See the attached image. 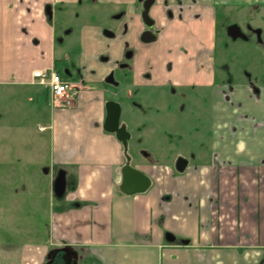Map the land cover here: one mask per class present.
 Wrapping results in <instances>:
<instances>
[{"label": "crops", "instance_id": "crops-1", "mask_svg": "<svg viewBox=\"0 0 264 264\" xmlns=\"http://www.w3.org/2000/svg\"><path fill=\"white\" fill-rule=\"evenodd\" d=\"M22 1L8 0L18 18L6 19V25L13 24L7 29L14 30V41L3 45L12 55L0 69V84L4 85L31 80L35 69H47L63 55V48L56 44L57 29L41 11L42 4L52 0L42 1L38 11L30 12L29 8H38L33 0ZM222 1L237 6L264 5V0ZM185 3L189 19L197 14L204 19L195 26L204 49L196 53L191 42L183 57L178 46L184 33L172 27L164 33L156 55L136 62L133 86L210 90L211 156L203 150L192 151L202 154H192L193 158L202 159L198 166L190 167V176L177 177L173 169L154 158L149 164L133 165L127 155L131 142L125 145L116 132L105 129V92L97 87L83 92L76 108L53 111L47 171L52 179L48 184L45 181L48 192L47 201L44 199L48 204L44 210L50 215L49 237L21 246L18 264H49L58 250L75 254L66 258L70 264H264V86L257 96L247 82L218 83L213 3ZM94 30L89 27L85 32V47L86 36ZM34 39L36 48L44 47L50 55L43 53V67L30 69L28 55L32 53L26 54L25 49ZM119 47L123 49V42ZM168 62L174 65L170 71L165 66ZM87 72L85 77L92 79ZM104 74L102 71L95 82ZM118 105L123 110L121 122L127 125L126 141H132L126 108ZM129 162L150 180L145 191L130 194L123 190V169ZM189 166L188 160L184 172ZM59 170L67 178L62 199L54 193ZM55 200L61 205L55 206ZM168 233L176 237L174 243L167 242ZM16 247L19 245L0 242V264L17 261L12 255H1L4 248Z\"/></svg>", "mask_w": 264, "mask_h": 264}, {"label": "rangeland", "instance_id": "rangeland-1", "mask_svg": "<svg viewBox=\"0 0 264 264\" xmlns=\"http://www.w3.org/2000/svg\"><path fill=\"white\" fill-rule=\"evenodd\" d=\"M11 6L13 4L9 5L8 0H0V69L3 68L2 63L7 61L8 56L12 57L3 48L4 43L7 44L14 41V30L12 28L7 29L8 26L13 27V24L6 25V19L18 18H14V7L11 8ZM226 10L227 13L232 11L233 14L239 16L246 15V7L235 9V6L229 5ZM215 15L217 16L216 13ZM231 16L233 19H230V21L239 23L241 26L243 21L252 22L256 26L259 25L263 30L264 38V8L254 11L255 19H251L253 15L246 19H235V16ZM66 17L69 18L70 16L67 15ZM220 17L221 14H218V19H213L217 28V50L214 52L216 62L220 65L224 61L233 60L234 83L247 82L246 73H249L255 81L253 87L264 86V48L255 43V41L251 43L242 41L233 43L224 31V26L228 19H219ZM108 22L110 24L114 23L112 20L109 21V19L91 18L79 19L78 21L76 19H65L62 24L58 23L56 25L60 32H63L64 29H73L69 36L71 38L65 42L68 45L64 49L65 55L58 57L59 60L56 64V70L61 76L72 80L74 79L73 71L78 70H73V63H75L74 60H79L82 55L75 59L74 57L80 52L79 49L71 48V46L82 42L89 27L93 25L97 27L102 24H108ZM28 26L29 24H26V27ZM86 38L88 39L89 35ZM91 41L92 43H89L86 48L89 59L86 66L91 71L92 79H90L86 87L78 86V90L89 91L97 87V89L105 90L107 97L121 100L124 108H126L125 115L129 120L128 127L133 131L131 146L127 152L132 164H146L147 162L149 164L147 156H144L149 153L161 165L173 169L177 177L190 176V167L198 166L202 159L201 157L193 158L192 154L198 155L201 153L192 151L203 150L204 155L206 153L211 156L212 108L210 90L201 97L203 104L200 114L189 111L183 116L180 113L183 116L181 125L183 122H185V125L177 124L176 126V124H173L175 120H172V122L170 120L169 125V114L163 112L160 115H156L155 108L151 106L154 89L140 90V88H135L132 84L133 73L131 71L120 73L121 77L124 76L125 78L122 80L124 85L118 89L93 82L107 68L104 69V66L98 64L96 56H91L95 51L96 45L93 40ZM122 42L123 44L125 43V41ZM226 45L230 46L228 51H225L224 47ZM119 46L120 43L111 46L109 44L106 45L110 49V53L114 54L113 56L119 53ZM25 51L27 52L26 54L32 53L31 56L30 54L28 55V58H30V69L43 67L41 65L43 53L50 55L49 50L46 48L37 49L33 44H30ZM96 53L99 52L96 51ZM66 56L69 59H65ZM45 62L43 61L42 63ZM78 68L80 69V67ZM225 77L223 75V78ZM47 92L44 87L32 83V79L16 84H0V242L4 244L10 242L19 245V247L13 249L4 248L5 253L1 252V255H12L15 260L19 256L21 246L25 243H37L43 237H49L50 215L47 208L44 210V207L48 206L44 202L48 192L46 185L52 179L51 174L47 173L50 167L52 148V138L48 127L52 122L53 111L60 109H55L51 105ZM113 93H118V95L114 94L112 96ZM128 96L133 97L132 102L144 104L149 111V115L139 114L140 109L137 106L134 109L131 108V98L129 99ZM174 109H177L176 105H174ZM156 118L159 126L154 124L153 120ZM143 124H145L147 129L143 132H138L137 129L143 127ZM179 158H185L190 162V166L184 173H179L176 170V163ZM45 181H47V184ZM60 202L55 200V206L61 205ZM67 251L64 252L66 256L75 255L72 251ZM54 252L56 253V251ZM13 264H18V260L14 261Z\"/></svg>", "mask_w": 264, "mask_h": 264}, {"label": "flooded vegetation", "instance_id": "flooded-vegetation-1", "mask_svg": "<svg viewBox=\"0 0 264 264\" xmlns=\"http://www.w3.org/2000/svg\"><path fill=\"white\" fill-rule=\"evenodd\" d=\"M42 1L44 0H33L32 4H35L34 6L38 8L32 7L29 8L28 11L30 12L32 9L38 11L39 4ZM211 1L213 4L210 5L212 8L214 7L215 13L217 14V16L215 15V19H218V14H221V17L219 19H228L226 20L227 23L224 26V31L226 36H228L233 43H237L239 41H242L244 43H251L255 41V43L264 48L263 30L259 25L256 26L253 25L252 22L243 21V25L241 26L239 23L230 21V19H233L231 15L235 16V19H246L253 15V18L251 17V19H255L254 11L264 8V5L237 6L231 2H224L222 0ZM186 5L187 4L185 3V0H52L47 3L44 2L41 6V11L47 21H49L51 24H54L55 28L57 29L56 44L59 47L63 48V55H65L64 49L68 47L65 42L67 41V39L71 38L69 36L71 35V31L73 29H64L63 32H60L56 26L58 23L62 24L65 19H76V21H78L79 19L91 18L109 19V21L112 20L114 22L113 24H110L108 22V24H102L97 27L91 24L94 26L91 27L96 30H94V32L92 31V33L90 34L91 38L89 35V38L87 39V45H89V43H92L91 40L96 43L94 48L95 51L92 53L91 56H96V61L98 62V64L104 66V69H108H106L104 76L96 83L100 85H109L112 88L118 89L121 88L122 85H124L122 84V80H124L125 78L124 76L121 77L120 73L123 71H131L133 73V84L134 67L136 62L142 60L143 58L151 54L156 55L163 45L162 43L164 42V33L167 30H172V27L174 26L179 27L184 33V35L180 39V44L178 46L180 53L183 57L184 55H188L191 48V42H194L195 44L194 48L197 50L196 53H198V51L202 52V50L204 49L203 42L199 38V31L197 32V29L195 30V26H198L200 22H202L204 19H199L200 17L198 16V14L196 15L197 17L189 19V15L187 12L188 8L186 7ZM229 5L235 6V9H243L246 7V15L239 16L237 14H233L232 11L227 13L226 8ZM63 13H65V16L63 15ZM67 15H69L70 17L67 18ZM191 28H194V31H191ZM258 30L261 31L260 36L258 35ZM83 40L84 39H82V42L80 44L78 43L74 46H71V48L79 49L80 52V54L74 57L75 59L76 57L82 55V57H79V60H74L75 63H73V70L78 69L75 72L73 71L74 79L70 80L64 77L65 79L72 81L74 84H76L77 90L78 86L86 87L90 81L89 78L85 77L86 70L92 78V75L90 73L91 71L89 67L86 66V63L89 59L88 53L86 51L87 46L85 47V45H83ZM122 41H125V43L123 44V49H121L116 56H113L114 54L110 53L111 51L109 48L106 47V45L109 44L111 46L115 43L119 44ZM214 42L215 52V50H217L216 38ZM37 43L38 41L34 39L33 44L37 45ZM224 48L225 51H228L230 49V46L228 47L226 45ZM96 51H98L99 53H96ZM155 57L156 56H154V58ZM65 59H69V57L66 56ZM58 60L59 58L57 60H54L51 66L55 70ZM233 65V60L224 61L220 65H218L217 63L218 83L227 84L235 82V80L233 79L235 78V73L232 70ZM165 66L167 67V70L170 71L172 70L174 65L171 62H168L167 64H165ZM78 67H80V69ZM223 75H225L226 77L223 78ZM246 75L247 83H250V88L255 92L257 96H259L258 94L260 93V89L258 87H253V84H255L253 77L249 73H246ZM145 89L150 88H140V90ZM83 92H85L83 91V89L81 91L78 90L77 103L80 95ZM104 92L106 94L108 104L111 102H117L121 105L123 104L120 99L115 100L113 98H109L107 97V92L105 90ZM153 92L154 93L152 96L151 106L155 108V114L160 115L163 112L168 113L169 125L170 120L171 122L172 120H175L173 124H176V126L177 124L181 125V119L187 112L191 111L192 113L195 112V114H200L203 104L201 97L203 94L207 93L206 90L202 89L198 90L173 85H167L161 88H154ZM114 94L118 95V93H113V95H111L114 96ZM128 98H131V108L134 109V107L137 106L140 109L139 114L145 116L149 115V111L146 109L144 104L139 102H132V96H128ZM174 105L177 106V109H174ZM106 112L107 121V118L109 116L108 109L106 110ZM180 113H182L183 116H181ZM122 114L123 110L121 107L118 130L123 129V137L128 138V134L126 133L127 125L121 122ZM153 121L155 125L157 124L156 126H159L157 118ZM183 125H185V122H183L181 126ZM145 129L147 128L145 127V124H143V127L138 128L137 131L143 132ZM130 139L127 141V143L131 142ZM139 142L141 141L139 140ZM144 156H147L146 158L149 162H152L154 160L153 156H150L149 153H146ZM68 264H70V262H68Z\"/></svg>", "mask_w": 264, "mask_h": 264}, {"label": "water", "instance_id": "water-1", "mask_svg": "<svg viewBox=\"0 0 264 264\" xmlns=\"http://www.w3.org/2000/svg\"><path fill=\"white\" fill-rule=\"evenodd\" d=\"M260 36V30L257 31ZM110 82V81H109ZM107 109L109 111V116L105 123V129L110 132H116L118 137L123 140L124 144H127L126 138H124V130H118L119 117L121 108L116 103H109L107 105ZM130 160V158L128 157ZM188 161L184 158H180L177 162L176 168L177 171L182 173L187 168ZM124 183L123 190L126 193H134L139 191H145L149 186L150 180L141 172L137 171L133 167H131L130 162L123 169ZM67 192V178L66 172L64 170L60 171L54 181V193L58 199H62L65 197ZM166 240L169 243H174L176 241V237L170 233L166 235Z\"/></svg>", "mask_w": 264, "mask_h": 264}, {"label": "built area", "instance_id": "built-area-1", "mask_svg": "<svg viewBox=\"0 0 264 264\" xmlns=\"http://www.w3.org/2000/svg\"><path fill=\"white\" fill-rule=\"evenodd\" d=\"M32 83L48 91L51 105L55 109H71L77 104V85L62 77L53 67L35 70L32 73Z\"/></svg>", "mask_w": 264, "mask_h": 264}, {"label": "trees", "instance_id": "trees-1", "mask_svg": "<svg viewBox=\"0 0 264 264\" xmlns=\"http://www.w3.org/2000/svg\"><path fill=\"white\" fill-rule=\"evenodd\" d=\"M48 93V92H47ZM60 171H62V170H59V172ZM185 242H188V241H185ZM57 252H59L57 255H56V253ZM55 253V252H54ZM56 253L55 254H53L52 256H53V258L51 259V261H50V263L49 264H68V260L66 259L67 258V256H66V254H64V252L63 251H56ZM55 255V256H54ZM61 258L62 259V263L60 262V260H59V258Z\"/></svg>", "mask_w": 264, "mask_h": 264}]
</instances>
